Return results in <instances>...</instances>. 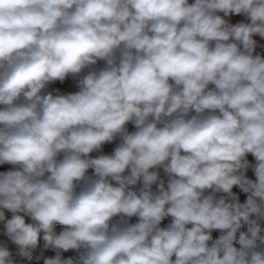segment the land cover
Listing matches in <instances>:
<instances>
[{
	"label": "clouds",
	"instance_id": "obj_1",
	"mask_svg": "<svg viewBox=\"0 0 264 264\" xmlns=\"http://www.w3.org/2000/svg\"><path fill=\"white\" fill-rule=\"evenodd\" d=\"M0 264H264V0H0Z\"/></svg>",
	"mask_w": 264,
	"mask_h": 264
},
{
	"label": "rangeland",
	"instance_id": "obj_2",
	"mask_svg": "<svg viewBox=\"0 0 264 264\" xmlns=\"http://www.w3.org/2000/svg\"><path fill=\"white\" fill-rule=\"evenodd\" d=\"M56 87H59V88H61L64 91H73V90H75V87H74V85L72 84L71 81L66 82L65 84H62V85L57 83Z\"/></svg>",
	"mask_w": 264,
	"mask_h": 264
}]
</instances>
